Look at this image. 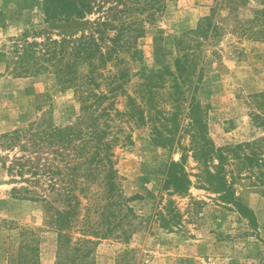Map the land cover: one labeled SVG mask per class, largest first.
<instances>
[{
	"label": "rangeland",
	"instance_id": "obj_1",
	"mask_svg": "<svg viewBox=\"0 0 264 264\" xmlns=\"http://www.w3.org/2000/svg\"><path fill=\"white\" fill-rule=\"evenodd\" d=\"M209 17L212 20L207 36L185 37L205 23L208 27L205 20ZM43 21V0H0V135L26 127L42 116L52 115L57 125L67 126L80 115L76 93L61 90L54 74L15 77L7 71L16 38L25 32L32 36L42 29L54 37L65 32L50 29ZM183 39L188 40L187 49L198 55L197 99L203 106L210 139L217 147L262 143L260 158L264 161V128L257 123V117L264 119V0H170L163 15L147 25L138 42L142 59L129 60L134 75L127 85L128 92L135 94L144 82L145 71L175 70ZM125 104L126 98L119 97L118 108L125 110ZM186 123L183 117V133L181 139L178 133L175 145L178 141L182 146L189 145L190 137L183 128ZM118 125L123 136L131 135L133 141L122 139L115 148L117 184L125 200L137 197L127 204L139 218L146 219L163 195L164 202L175 201L183 220L172 232L141 219L131 224H112L118 228L112 236L99 240L93 256L96 264H264V165L242 175L229 167L230 172L234 171L229 180L236 196L256 215L258 224L252 225L234 207L218 201L217 194L197 184L187 196L169 197L167 191H162L168 165L187 153L180 149L170 153L157 146L149 125L128 120L118 121ZM42 156L46 155L41 153L32 159L18 148L0 149V264H8V251L17 250L24 227L35 233L40 264L57 262L58 233L43 203L17 198L12 192L14 188L29 187L45 193L47 183L40 177L21 178L8 172L10 166L20 163L40 169ZM186 167L193 175L199 173L191 153ZM193 180L196 183L195 177ZM100 190L99 183L93 184V196ZM80 197L84 210L72 224L74 241L82 237L80 228L87 214L88 201ZM126 231L131 232V238H127ZM131 250L134 253L125 254Z\"/></svg>",
	"mask_w": 264,
	"mask_h": 264
},
{
	"label": "trees",
	"instance_id": "obj_2",
	"mask_svg": "<svg viewBox=\"0 0 264 264\" xmlns=\"http://www.w3.org/2000/svg\"><path fill=\"white\" fill-rule=\"evenodd\" d=\"M169 1L43 0V25L65 32L54 37L43 29L35 30L32 36L25 32L14 40L6 66L9 73L15 77L52 73L61 90H74L80 103V115L71 125L59 126L49 115L0 135V149L18 148L31 158L46 155L41 158L40 169L20 163L10 166L8 172L21 178L40 177L47 183V194L29 187L14 188L12 192L17 198L43 203L49 222L58 233L56 264H96L93 256L99 240L112 236L118 228L112 224H131L141 219L127 204L137 197L125 200L117 184L115 148L122 139L133 142L131 135L123 136L118 125L123 120L149 125L153 142L170 153L176 149L187 153L180 161L172 160L168 165L162 191H167L169 197L187 196L197 184L198 188L217 194L218 201L234 207L249 224H258L254 211L236 196L229 180L234 171L230 172L229 167L240 175L252 173L254 168L264 165L260 158L263 145L255 142L217 147L210 139L203 106L197 99L198 55L187 49L188 40L179 43L175 70L145 71L144 82L135 94L127 90L134 75L129 60L142 59L138 42L147 25L163 15ZM91 17H95L93 21L89 20ZM211 20L210 17L205 20L208 27L205 23L185 37L207 36ZM83 25L86 28L80 29ZM119 97L126 98L125 110L117 106ZM183 117L187 122L183 125L184 133L190 137L188 146L180 145V141L175 145L178 133L180 139L183 133L180 132ZM257 123L264 128V119L257 117ZM188 153L199 165L198 174L187 170ZM97 183L101 190L93 196L91 189ZM81 195L88 201L85 206L88 215L80 228L82 237L74 241L72 224L84 210ZM164 200L162 195L152 216L141 222H153L172 232L182 225L183 215L174 200ZM129 234L125 232L128 239ZM20 236L22 241L17 250L8 251L7 263L40 264L35 233L24 227Z\"/></svg>",
	"mask_w": 264,
	"mask_h": 264
}]
</instances>
